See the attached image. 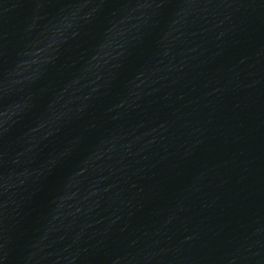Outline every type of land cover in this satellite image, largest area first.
I'll return each mask as SVG.
<instances>
[{
	"label": "clouds",
	"instance_id": "clouds-1",
	"mask_svg": "<svg viewBox=\"0 0 264 264\" xmlns=\"http://www.w3.org/2000/svg\"><path fill=\"white\" fill-rule=\"evenodd\" d=\"M49 47H51V45H49Z\"/></svg>",
	"mask_w": 264,
	"mask_h": 264
}]
</instances>
